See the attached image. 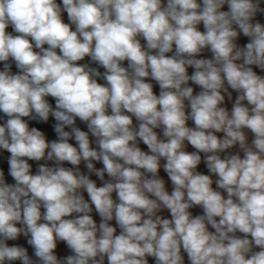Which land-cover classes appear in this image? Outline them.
<instances>
[{
    "label": "clouds",
    "instance_id": "9594fccd",
    "mask_svg": "<svg viewBox=\"0 0 264 264\" xmlns=\"http://www.w3.org/2000/svg\"><path fill=\"white\" fill-rule=\"evenodd\" d=\"M185 255L264 264V0H0V264Z\"/></svg>",
    "mask_w": 264,
    "mask_h": 264
},
{
    "label": "rangeland",
    "instance_id": "374dc122",
    "mask_svg": "<svg viewBox=\"0 0 264 264\" xmlns=\"http://www.w3.org/2000/svg\"><path fill=\"white\" fill-rule=\"evenodd\" d=\"M64 19H65V22H67V14H66V13H64ZM201 30H203V26H202V25H201ZM9 31H11V28L9 29ZM142 42H143V41H142ZM244 42H246V38H241L240 43H244ZM169 55H170V54H169ZM205 55H210V53H205ZM125 63H126V62H125ZM13 70H15L14 66H13ZM193 71H194V69L189 68V74H191ZM152 83L154 84V91L158 94V92H159V87H158V85H156L154 81H152ZM194 87H195V86H194ZM197 90H198V89H197ZM189 125L192 126V123L189 122ZM81 129H82V130H87V129H86V126H85L84 124H82ZM46 135H47V134H46ZM47 137H48L49 140H52V138L49 137L48 135H47ZM140 146L142 147L143 150H145V151L147 150L146 145H143V144L141 143ZM188 150H189V151H193L194 149H192L191 146H188ZM101 166H102V165L97 164V167H101ZM81 168H82V170H84V169H83V165H81ZM34 170H35V164H34ZM198 170L204 172L205 174H207L206 166H205L203 163H201V165L199 166ZM85 171H86V170H85ZM161 175H162L163 177H165V179H166V174L163 172V169H161ZM92 178H93V179H97L95 176H93ZM97 183H98V185H99L100 182L97 180ZM166 186L169 188V190H171L170 181L167 182V185H166ZM85 196H86V198H87V194H86V193H85ZM194 211L198 213L200 210H199V209H196V210H194ZM165 215H167V213H165ZM94 218L97 219V222H99V217L96 216L95 213H94ZM113 223H114V222H113ZM9 243H10V244H12V243H19V244H21V245H24V246L28 247V249H29V254L32 255V249H31L30 246H28V245L26 244V238L21 237V238L19 239V241H17V242H9ZM60 247H61V249H63L64 246L61 245ZM185 260H186V264H187V257H186V255H185ZM150 264H152L151 259H150Z\"/></svg>",
    "mask_w": 264,
    "mask_h": 264
},
{
    "label": "trees",
    "instance_id": "16d2710c",
    "mask_svg": "<svg viewBox=\"0 0 264 264\" xmlns=\"http://www.w3.org/2000/svg\"><path fill=\"white\" fill-rule=\"evenodd\" d=\"M58 2H60V0H58ZM80 63H89L90 66L96 67V65L92 64L88 58H85V61H81ZM100 70L103 71V69H100ZM101 82H103V81H101ZM50 100H51V98H50ZM52 102L54 104V101H52ZM54 123H55L54 119L50 117L49 122L47 124H43V123L36 124L35 122H31L30 126L40 127L41 130H44L49 137H51L52 139H55L56 136H55V133H54L53 128H52V125ZM82 124L83 123H81L79 120H77V126H79L81 128ZM70 142L75 143L74 141H70ZM5 167H6V165H5ZM8 180H9V182H12L10 177H8Z\"/></svg>",
    "mask_w": 264,
    "mask_h": 264
}]
</instances>
